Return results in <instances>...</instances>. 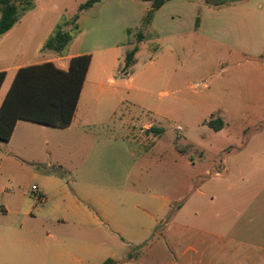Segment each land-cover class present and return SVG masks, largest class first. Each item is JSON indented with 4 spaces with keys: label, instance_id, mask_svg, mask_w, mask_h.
Wrapping results in <instances>:
<instances>
[{
    "label": "crops",
    "instance_id": "0c3cea01",
    "mask_svg": "<svg viewBox=\"0 0 264 264\" xmlns=\"http://www.w3.org/2000/svg\"><path fill=\"white\" fill-rule=\"evenodd\" d=\"M263 1L233 0L214 7L203 0H172L155 12L147 28L164 36V26L175 18L171 13L175 6L211 12L234 10L241 14L229 22L249 27L251 33L257 27L259 40L264 41ZM150 9L151 4L145 13ZM159 15L163 19L158 24ZM190 30L197 31L196 20ZM250 32L241 38H253ZM8 33L1 36L2 41ZM48 39L33 55L23 44L16 52L21 57L14 63L8 64L5 54L0 53V72H6L0 108L18 69L52 63L67 72L72 58L91 55L44 50ZM119 48L113 44L102 52L118 62V67L103 65L93 70L95 57L91 55L69 127L19 120L10 140L0 143V229L17 234L16 245L29 251L27 257L0 253V264H105L108 260L114 264H176L175 259L164 257L128 259L135 249L153 244L161 226L183 228L214 239L205 243L204 264H264V240L246 241L256 229L249 225L252 220L240 223L255 206L252 199H218L202 192L199 197H180L164 192L166 160L176 164L187 159V166H193L192 151H180L173 140L170 156L160 148L169 133L161 123L156 120L145 124L127 112L117 116L123 105L144 106L125 94L135 88L136 79L118 75L124 67ZM157 58V52L149 56V65ZM166 120L172 121L170 117ZM131 126H143L146 137L135 138ZM192 148L196 152V147ZM195 180L196 175L189 176V184L195 185ZM167 182L173 188V171Z\"/></svg>",
    "mask_w": 264,
    "mask_h": 264
},
{
    "label": "rangeland",
    "instance_id": "374dc122",
    "mask_svg": "<svg viewBox=\"0 0 264 264\" xmlns=\"http://www.w3.org/2000/svg\"><path fill=\"white\" fill-rule=\"evenodd\" d=\"M87 1L31 0V7L7 38L2 41L0 37V53L5 54L8 64L14 63L21 57L16 55L19 47L26 45L33 55L40 43L60 28L74 35L64 54L81 51L94 55V70L103 65L118 67L108 53H102L104 49L117 44L124 64L126 54L141 43L138 35L146 36L136 64L127 71L120 68L118 74L135 77V88L125 94L144 106L123 105L117 116L127 112L145 124L161 123L169 133L160 148L170 156L173 140L180 151L191 149L193 166H187V159L176 164L166 160V194L199 197L202 192L218 199H252L255 206L240 223L252 220L248 224L256 229L246 241L264 240V41L259 40L260 31L254 27L251 33L249 27L229 22L241 12L175 6L171 11L174 20L164 26L165 35H159L147 28L145 9L150 3L138 0H101L100 5L80 15L75 30L70 23ZM162 19V15L157 16L156 23ZM195 20L196 32L190 30ZM249 32L253 36L250 41L241 38ZM154 52L158 58L149 65L148 58ZM219 119L223 121L221 130L207 125ZM130 129L135 138L146 137L143 126ZM172 171L173 188L167 182ZM190 175H196L195 185L189 184ZM200 221L204 225V220ZM16 235L0 229V253L27 257L29 251L16 245ZM213 242L203 233L161 226L153 244L132 254L175 259L176 264H204L205 243Z\"/></svg>",
    "mask_w": 264,
    "mask_h": 264
},
{
    "label": "trees",
    "instance_id": "16d2710c",
    "mask_svg": "<svg viewBox=\"0 0 264 264\" xmlns=\"http://www.w3.org/2000/svg\"><path fill=\"white\" fill-rule=\"evenodd\" d=\"M101 0H88L81 4L78 14L71 21L77 30V22L82 13L91 10ZM151 4L147 13L146 24H150L156 11L172 0H138ZM214 7L228 5L233 0H203ZM31 0H0V37L11 31L18 23ZM74 39L72 33L57 29L50 36L44 50L61 54ZM143 35H138L141 42ZM139 51L136 45L125 57L124 70L127 71L135 63ZM92 61L91 55H82L70 60L69 70L62 71L52 63L18 69L13 83L6 94L0 108V143L8 142L15 125L19 120L40 125L67 128L71 125L80 98L82 87ZM6 78V72H0V89ZM219 131L223 127L222 120H212L207 124ZM133 255H128L131 259ZM105 264H114L108 260Z\"/></svg>",
    "mask_w": 264,
    "mask_h": 264
},
{
    "label": "built area",
    "instance_id": "2783aa9c",
    "mask_svg": "<svg viewBox=\"0 0 264 264\" xmlns=\"http://www.w3.org/2000/svg\"><path fill=\"white\" fill-rule=\"evenodd\" d=\"M36 188L34 187V190H35Z\"/></svg>",
    "mask_w": 264,
    "mask_h": 264
}]
</instances>
